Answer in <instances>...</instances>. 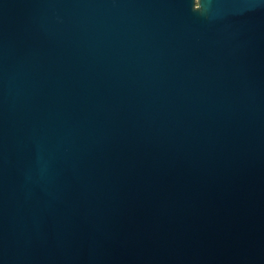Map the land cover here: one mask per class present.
Wrapping results in <instances>:
<instances>
[{"label":"water","instance_id":"water-1","mask_svg":"<svg viewBox=\"0 0 264 264\" xmlns=\"http://www.w3.org/2000/svg\"><path fill=\"white\" fill-rule=\"evenodd\" d=\"M0 264H264V0H0Z\"/></svg>","mask_w":264,"mask_h":264}]
</instances>
